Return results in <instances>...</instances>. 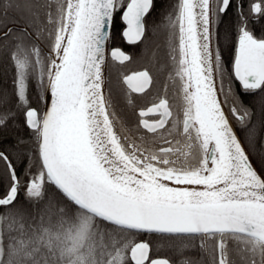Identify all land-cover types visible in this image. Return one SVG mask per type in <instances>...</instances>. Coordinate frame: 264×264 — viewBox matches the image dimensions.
I'll use <instances>...</instances> for the list:
<instances>
[{"label": "snow or ice", "instance_id": "1", "mask_svg": "<svg viewBox=\"0 0 264 264\" xmlns=\"http://www.w3.org/2000/svg\"><path fill=\"white\" fill-rule=\"evenodd\" d=\"M233 2L176 0L161 21L168 59L153 53L156 73L121 70L106 87L109 57L134 59L109 51L113 29L128 45L148 41L155 0H0V53L14 68L11 93L0 90V129L22 116L36 146V171L22 174L0 151L9 178L0 264H176L152 255L161 247L201 253L180 264H264V163L258 171L249 155L264 160V120L252 123L233 86L234 77L258 95L264 112V35L249 27L264 18V0L247 13L235 0L229 73L213 37ZM132 94L155 98L140 107Z\"/></svg>", "mask_w": 264, "mask_h": 264}, {"label": "trees", "instance_id": "2", "mask_svg": "<svg viewBox=\"0 0 264 264\" xmlns=\"http://www.w3.org/2000/svg\"><path fill=\"white\" fill-rule=\"evenodd\" d=\"M250 0H243V6H249ZM156 7L152 12L149 25L153 28L154 25H162L161 21L166 12H168L173 5L176 3V0H155ZM246 13L248 10H244ZM223 20L219 27L218 40L221 46V49L227 50V47L230 45V40L234 31V22L237 20V11L235 7H231L226 14H223ZM151 28V29H152ZM157 29V28H156ZM160 29L158 28V31ZM253 32L258 35H264V18L261 21V25L258 27L252 26ZM223 41V43H222ZM11 67L8 61L7 53H0V90H6L11 93L13 88V76L11 77ZM253 111L252 123L258 124L259 121L264 120V112L261 111L259 104V96L257 95L253 99H247L246 103ZM237 132L239 137L243 141L245 130L237 127ZM22 141V142H21ZM260 141H264V129H261L259 132V139L257 141V149L260 147ZM0 151L8 153L13 157V164L16 167L18 174H22L25 171V165L32 168V165L29 166V155L34 154L36 151L35 140L32 132L24 125L23 117H18V121L15 124H11L6 128L0 129ZM250 158L256 168L260 170L261 164L264 163V160L261 159L259 153L253 154L249 153ZM9 186V178L5 169V166L2 161H0V193H3L7 190ZM25 193L21 189L19 193V200L21 203H24ZM144 237H141L143 239ZM151 239V237H149ZM163 252L162 255H165L180 264V261L183 258H191L193 260H199L201 258V253L198 249H189L184 250L183 255H177L171 250H166V248H159L153 253Z\"/></svg>", "mask_w": 264, "mask_h": 264}, {"label": "flooded vegetation", "instance_id": "3", "mask_svg": "<svg viewBox=\"0 0 264 264\" xmlns=\"http://www.w3.org/2000/svg\"><path fill=\"white\" fill-rule=\"evenodd\" d=\"M215 0H212L211 3V7L213 9H215ZM232 7H235L236 9V2L234 0ZM244 10H248L247 7L244 6ZM223 14L220 16V20L218 23V26L214 29V37H213V44L218 45L221 55H222V60L224 63L225 68L228 70L229 73H231L232 71V65L234 63V58H235V49L237 46V24H238V17L237 20H235L234 24V31L230 40V45L227 47V50L224 49V53H223V49H221V46L219 44V40H218V34H219V27L220 24L223 20ZM263 20V18H259V19H251L249 20V27L252 30V26L255 27H259L261 25V21ZM152 28V27H150ZM159 31L158 29H156L155 25L152 28L151 31V35H150V39L146 42H144L141 45H128L122 38L121 35V29L119 27V25H117L112 32V40L109 44V51L111 50V48L113 47H119L122 50H124L126 53H129L133 56V60L126 62L125 65H119L118 63H113L110 60V57L108 59V62L105 66V75H106V87H107V77L110 75L112 80L115 82L116 81V77H117V73L119 71H123L125 74H130L133 71H138V70H142L144 67H150L153 71V73H156V68L153 66V53L156 54V56L161 60V61H166L168 59L167 57V51H168V32L167 30L163 27V25H161L159 27ZM253 31V30H252ZM258 36V35H257ZM223 43V41H222ZM41 48H44L43 44H40ZM46 51V49H45ZM9 61V60H8ZM10 67L12 69L11 71V77L14 76V68L12 67L11 63L9 62ZM159 75V80L161 82V84L166 83L167 82V77L165 74H158ZM233 86L235 88V90L237 92H239L241 94V98L243 100V103L245 105H247V99L249 97V99H253L254 97H256V94H252V95H248V94H243L240 86L238 84L237 81L234 80L233 77ZM171 92L172 89L171 87L169 88V96H171ZM133 97L136 100V103L138 106L140 107H144V106H149L151 101L155 98V97H141L138 94H132ZM180 100L177 97L176 99V104L179 105ZM225 110L227 111V113L229 112V108L228 106H224ZM178 114V110L174 109V116ZM182 118V116H181ZM229 118L233 124V126L236 128V121L229 115ZM128 119L129 120H134L135 117H133L131 114H128ZM237 130V129H236ZM168 250V249H166ZM169 251V250H168ZM163 252H156L153 253L152 255L155 258H169L165 255H162ZM177 254V253H176ZM180 255V254H177ZM179 264V263H176Z\"/></svg>", "mask_w": 264, "mask_h": 264}, {"label": "water", "instance_id": "4", "mask_svg": "<svg viewBox=\"0 0 264 264\" xmlns=\"http://www.w3.org/2000/svg\"><path fill=\"white\" fill-rule=\"evenodd\" d=\"M211 3H212V0H211ZM224 111H225V113L227 114V111L225 110V108H224ZM229 120H230V118H229ZM230 122H231V120H230ZM231 124H232V122H231ZM232 127L235 129V127L233 126V124H232ZM236 130V129H235ZM237 132V131H236ZM237 135H238V133H237ZM239 136V135H238ZM253 163V162H252ZM253 165H254V163H253ZM254 167H255V165H254ZM257 169V168H256Z\"/></svg>", "mask_w": 264, "mask_h": 264}, {"label": "rangeland", "instance_id": "5", "mask_svg": "<svg viewBox=\"0 0 264 264\" xmlns=\"http://www.w3.org/2000/svg\"><path fill=\"white\" fill-rule=\"evenodd\" d=\"M30 165H31V164L29 163V166H30ZM29 168H31V167H29ZM32 168H33V167H32ZM32 171H33V172H35V171H36V169L34 168V169H32ZM24 178H25V179H27V177H26V176H25Z\"/></svg>", "mask_w": 264, "mask_h": 264}]
</instances>
